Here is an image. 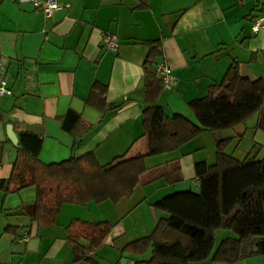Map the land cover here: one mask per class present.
Here are the masks:
<instances>
[{
	"label": "crops",
	"instance_id": "crops-1",
	"mask_svg": "<svg viewBox=\"0 0 264 264\" xmlns=\"http://www.w3.org/2000/svg\"><path fill=\"white\" fill-rule=\"evenodd\" d=\"M57 1L63 8L45 17L29 2L0 0V79L10 90L0 96V264H87L73 260L68 240L73 220L110 224L91 253L97 264H134L150 252L139 255L124 247L147 236L165 215L155 202L173 192L198 191L194 165L215 162V135L203 131L177 150L146 157L148 170L129 196L115 203H66L53 224L40 225L32 219L34 187L4 192L13 169L4 148L10 143L6 125H12L18 140L21 132L37 135L38 158L45 163L88 152L102 165L122 154L138 157L148 145L142 113L149 104L141 91L147 42H160L154 63H167L176 78L174 86L162 88L156 104L168 117L178 113L194 121L188 102L205 96L231 65L237 64L244 78L264 79V33L251 30L264 1ZM103 34L118 38L115 52L103 47ZM94 84L106 86L104 109L86 101ZM69 110L79 119L69 118L67 130L62 120ZM255 119L217 133L230 140L226 153L242 160L255 148L264 157V130L254 128ZM172 164L179 165L180 181L155 177ZM215 234L230 236L223 229ZM190 264H264V256Z\"/></svg>",
	"mask_w": 264,
	"mask_h": 264
},
{
	"label": "trees",
	"instance_id": "trees-1",
	"mask_svg": "<svg viewBox=\"0 0 264 264\" xmlns=\"http://www.w3.org/2000/svg\"><path fill=\"white\" fill-rule=\"evenodd\" d=\"M147 45L141 88L149 104L142 113V136L148 141L146 151L131 159H124L125 154L115 156L105 165L97 161L93 152L45 163L38 158L41 139L31 132H21L17 159L4 192L34 187L32 219L40 225H51L63 204L86 205L106 200L115 203L129 196L148 170L146 157L177 150L208 131L215 135V162L195 163L198 191L173 192L155 202L154 207L165 215L147 236L128 243L123 251L139 255L150 252L148 258L134 264H190L208 258L234 263L264 256V157L259 158L254 148L238 160L225 151L230 140L217 136L218 132L252 117L256 118L254 128L264 130V79L244 78L238 65H231L219 83L208 87L205 96L188 102L194 121L178 113L168 117L156 104L163 88L154 76L160 42L149 41ZM105 92L106 86L94 84L87 103L104 109ZM69 118L77 121L79 115L70 110L66 113L62 123L67 130L71 129ZM155 174L170 183L181 180L178 164ZM109 229L108 222L73 220L68 226L73 260L97 264L91 253L103 243ZM219 229L229 230L232 235L222 238L215 247V231Z\"/></svg>",
	"mask_w": 264,
	"mask_h": 264
},
{
	"label": "built area",
	"instance_id": "built-area-1",
	"mask_svg": "<svg viewBox=\"0 0 264 264\" xmlns=\"http://www.w3.org/2000/svg\"><path fill=\"white\" fill-rule=\"evenodd\" d=\"M31 3L34 7L41 9L45 17H49L53 12L63 8V4L57 0H20ZM264 1V0H259ZM253 33H264V9L256 16L251 24ZM118 38L113 34L102 35V45L104 48L115 52L118 49ZM154 76L158 79L164 88H171L176 83V78L172 72L171 67L164 61L158 62L155 66ZM10 90L6 85L4 79H0V96L9 94Z\"/></svg>",
	"mask_w": 264,
	"mask_h": 264
},
{
	"label": "water",
	"instance_id": "water-1",
	"mask_svg": "<svg viewBox=\"0 0 264 264\" xmlns=\"http://www.w3.org/2000/svg\"><path fill=\"white\" fill-rule=\"evenodd\" d=\"M6 133L10 143L6 144L4 148L8 154L10 161L15 162L17 159L16 147L18 146V138L14 133L11 124L6 125ZM227 225H229V223H227Z\"/></svg>",
	"mask_w": 264,
	"mask_h": 264
},
{
	"label": "rangeland",
	"instance_id": "rangeland-1",
	"mask_svg": "<svg viewBox=\"0 0 264 264\" xmlns=\"http://www.w3.org/2000/svg\"><path fill=\"white\" fill-rule=\"evenodd\" d=\"M223 230H224V229H223ZM226 231L228 232L229 235L232 234L231 231H229V230H226ZM220 239H221L220 236H219L218 234H215V240L218 241V240H220Z\"/></svg>",
	"mask_w": 264,
	"mask_h": 264
}]
</instances>
